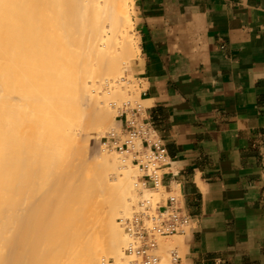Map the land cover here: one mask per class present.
Returning <instances> with one entry per match:
<instances>
[{"label":"bare ground","instance_id":"bare-ground-1","mask_svg":"<svg viewBox=\"0 0 264 264\" xmlns=\"http://www.w3.org/2000/svg\"><path fill=\"white\" fill-rule=\"evenodd\" d=\"M133 3L0 0V264L132 260L118 220L139 199L136 171L94 151L137 91L124 80L142 61Z\"/></svg>","mask_w":264,"mask_h":264},{"label":"crops","instance_id":"crops-1","mask_svg":"<svg viewBox=\"0 0 264 264\" xmlns=\"http://www.w3.org/2000/svg\"><path fill=\"white\" fill-rule=\"evenodd\" d=\"M133 18L162 186L194 222L177 264H264V0H134Z\"/></svg>","mask_w":264,"mask_h":264},{"label":"built area","instance_id":"built-area-1","mask_svg":"<svg viewBox=\"0 0 264 264\" xmlns=\"http://www.w3.org/2000/svg\"><path fill=\"white\" fill-rule=\"evenodd\" d=\"M143 108L144 105L138 101L125 104L123 111L117 115L124 117L123 125L109 130L103 138L104 144L132 158L141 173L140 183L153 189L162 186L169 154L163 139L144 119ZM121 222L131 238L126 251L134 256L130 261L133 264H177L182 258L179 248L170 250L166 262L159 251V239L186 235L194 223L175 193L168 194L157 203L153 196L140 199L132 216L121 219Z\"/></svg>","mask_w":264,"mask_h":264},{"label":"rangeland","instance_id":"rangeland-1","mask_svg":"<svg viewBox=\"0 0 264 264\" xmlns=\"http://www.w3.org/2000/svg\"><path fill=\"white\" fill-rule=\"evenodd\" d=\"M131 12H132V15H131V21H130V24H131V34H132V36H133V38L138 42V38H137V31H136V28H135V22H134V18H133V14H134V3L132 4V8H131ZM134 65H133V72H132V78L130 77V75H127V77L125 76V78H124V80L126 81V82H128L129 83V85L130 84H134V85H131L132 86V91L133 90H135V89H137V91H133V95L131 94V93H129V95H128V97H129V99H127V98H125L124 100H123V102L121 101V100H119V102L118 103H116V104H114L113 106L115 107V110L113 109V120H112V122H111V124H110V126H109V128L105 131V135H107L108 134V132H109V130H111V129H118L119 128V123H118V119H119V117L117 116L118 114H120L119 112H122L123 111V109L125 108V104H127L126 102L129 100H131V103H134L135 101H138V102H140V89H139V85H138V81H137V79L135 78V76H134V73H135V71H134ZM127 78L129 79V81L127 80ZM133 79V80H132ZM135 86V87H134ZM134 88V89H133ZM132 95V96H131ZM131 97H133V98H131ZM120 105V107L118 108V106ZM113 108V107H112ZM117 108V109H116ZM104 135V136H105ZM103 136V137H104ZM103 137H100V139L98 140V143H97V145H96V147H95V153H98L102 148H105V149H107L109 152L111 151L112 153L113 152H115L116 153V155H118L120 158H123V157H125V158H129L130 159V161H131V164H132V166H133V169L136 171L135 172V180L137 181V184H138V187L136 188L137 189V197H138V195H139V199L137 198V200H136V202L138 203V201L140 200V199H142V198H144V197H147V196H153V198H154V202H159V200L161 199V198H163V197H166L168 194L166 193V191H165V189H163L162 188V186H160V187H158V188H153V189H148V188H145L144 186H143V184L142 183H140V170H139V168H138V166L134 163V162H132V158H130L128 155H125V154H121V153H119L116 149H115V147H113V146H111V145H107V144H104V142H105V139L103 138ZM102 146V148H100ZM90 160V159H89ZM148 189V190H147ZM156 191V192H155ZM153 192L155 193L154 195H153ZM158 192V193H157ZM50 193V190H47L46 191V193L45 194H49ZM147 195V196H146ZM159 195V196H158ZM137 203H135L134 205H132V207H131V211H130V213H128V216H127V214H126V217L124 216V219L125 218H130L131 216H132V214L133 213H131V212H134V208L137 206ZM121 219H123V218H121ZM121 219H119L118 221H120L121 222ZM121 224H122V227H123V230L125 231V232H127V230H126V228H125V226H123L124 225V223L123 222H121ZM128 234V233H127ZM181 239H182V241H181ZM130 240H131V238H130V236H129V234H128V238H127V243H126V247H127V244L130 242ZM187 240H188V233L186 234V235H174V236H170V237H165V238H160L159 239V243H160V248H159V251H160V254H161V256L164 258V260H166L167 261V259L169 258V252H170V250L171 249H173L174 247H178L179 248V251L181 252V254H184L185 253V251H186V249H187ZM184 242V243H183ZM126 247L124 248V251H125V253H127L128 254V252L126 251ZM131 259H134V256H133V258H131ZM111 260H113V258H109V261H111ZM108 261V262H109ZM128 261H129V264H133V263H131L130 261L131 260H129L128 259ZM138 264H141V263H138Z\"/></svg>","mask_w":264,"mask_h":264}]
</instances>
